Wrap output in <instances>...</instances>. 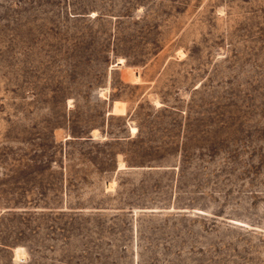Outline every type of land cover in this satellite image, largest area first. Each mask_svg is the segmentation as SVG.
<instances>
[{
	"label": "rangeland",
	"instance_id": "374dc122",
	"mask_svg": "<svg viewBox=\"0 0 264 264\" xmlns=\"http://www.w3.org/2000/svg\"><path fill=\"white\" fill-rule=\"evenodd\" d=\"M0 264H264V0H0Z\"/></svg>",
	"mask_w": 264,
	"mask_h": 264
}]
</instances>
